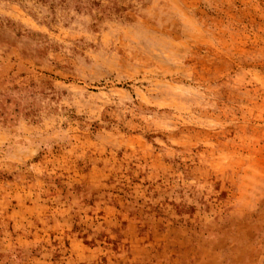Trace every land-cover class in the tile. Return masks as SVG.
<instances>
[{"label":"rangeland","instance_id":"374dc122","mask_svg":"<svg viewBox=\"0 0 264 264\" xmlns=\"http://www.w3.org/2000/svg\"><path fill=\"white\" fill-rule=\"evenodd\" d=\"M0 264H264V0H0Z\"/></svg>","mask_w":264,"mask_h":264}]
</instances>
